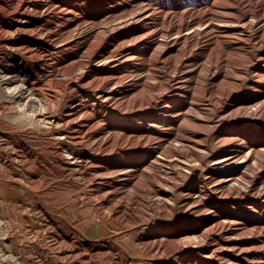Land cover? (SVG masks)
Listing matches in <instances>:
<instances>
[{
  "label": "rangeland",
  "instance_id": "1",
  "mask_svg": "<svg viewBox=\"0 0 264 264\" xmlns=\"http://www.w3.org/2000/svg\"><path fill=\"white\" fill-rule=\"evenodd\" d=\"M13 1L0 0V25L11 24L0 34V264H264V142L225 183L204 166L211 153L201 152L219 151L218 138L234 123L243 139L264 136V117L253 114L255 74L220 81L212 98L200 78L195 100L141 105L171 84L173 68L161 63L172 48L170 27L192 18L198 43L211 40L214 53L233 43L228 31L242 38L252 50L233 55L225 68L232 74L238 58L256 68L264 56V8L245 16L246 0H25L11 20L4 8ZM223 2L237 3L229 17L213 13ZM36 4L42 20L24 10ZM146 12L155 17L153 42L129 66L140 46L130 27ZM41 24L37 35L27 31ZM205 66L189 74L204 77ZM170 113L177 118L168 123ZM201 117L208 148L178 145ZM145 142L154 150L138 156L134 147ZM215 205L223 228L209 230L198 221Z\"/></svg>",
  "mask_w": 264,
  "mask_h": 264
},
{
  "label": "bare ground",
  "instance_id": "2",
  "mask_svg": "<svg viewBox=\"0 0 264 264\" xmlns=\"http://www.w3.org/2000/svg\"><path fill=\"white\" fill-rule=\"evenodd\" d=\"M25 0H15L12 3L10 2L8 5L5 6V13L6 16L8 17V19H11L15 16L16 13H18L19 11H21V9L23 8V4H24ZM236 1V0H235ZM245 1V0H242ZM248 3V5L251 7L248 11H245L244 15L247 16L248 14H251L253 12V10H260L262 8H264V3H262V0H246ZM51 2V1H50ZM27 4V3H26ZM35 4V3H34ZM57 4V3H56ZM59 4V3H58ZM236 2L235 3H231V2H223L220 3L218 8L219 10H217V12L214 10L213 13H217L221 14L222 16L225 17H229L231 16L236 9ZM30 5V4H29ZM215 6V5H213ZM149 8V6H148ZM29 7H26L24 10H26L27 12H31L35 15H41L38 18L41 17L42 20V12L39 11L38 8V4L34 5L31 10H29ZM23 10V9H22ZM62 10V9H61ZM145 10V9H144ZM202 11V10H201ZM138 12V11H137ZM187 12V11H186ZM255 13V12H254ZM68 14V12H67ZM138 14V13H137ZM135 14V16L137 15ZM195 15V14H194ZM139 16V15H138ZM208 17V16H207ZM249 17V16H248ZM264 17V16H263ZM233 18V17H232ZM44 19V18H43ZM49 19V18H48ZM137 19V18H136ZM155 17L153 16V14L149 13H143L139 16L138 21L136 23H134L130 29L132 31H137L139 32V34L132 39V41L134 40V42L139 41V47L137 48V50L135 51L134 57H132L130 59V64L129 66H133L137 63V59L135 57V55H137L139 52H141V50L145 49L146 46H149L153 41V35L151 33V29H152V25H153V21H154ZM192 19V18H191ZM190 19V20H191ZM202 19V17L197 16L196 20H198V22H200ZM7 20V19H6ZM16 20V19H15ZM190 20H186L183 23H180L178 26L176 27H170V31L176 29L175 35L172 37V41H171V47L172 48H168V46H166V48H164V54H168V55H164V57L161 59V63L163 64V66H171L173 68V73L174 75H172L168 81L170 84V86L166 89V91H162L159 94H157L158 96H153V94H150L152 96H148L147 98H145L144 101L141 102V105L143 106H149L151 105L156 99H160V101L162 102L163 106L166 105L167 103L176 101V100H181L183 98L189 97L190 99L195 100L194 98V94L192 92V89L196 88L199 85V80L200 78H202V87L204 88L203 92L201 91V93L204 95L207 94L208 97L212 98L216 95V91L214 90V86H216L217 84H219L220 81H224V80H228V82L230 83H234V84H240L242 82V78L246 76L247 71L249 72H253L255 74V76L257 77V79L255 80V85L256 88L254 90L255 93H257L255 96H253L252 100H254V105L255 111H254V116L255 115H260L264 117V56H259L257 58V64H256V68L253 66V64H251L250 62L248 64H246V66H244V64H242V59H237V61L235 62L234 65V72L232 74H227L225 68L229 65L233 55H236L237 57H239L237 54L238 52H241L242 50H252L250 45H244L245 42L242 38L238 37V35L233 34L232 32L228 31L227 34L229 36H231L232 38V42L233 43H229V45L227 47L222 48L220 51L217 52H212L211 50V40H208L205 44H199L197 41V37L200 34V30L197 31L194 28H191L190 26ZM243 20V19H242ZM254 20V19H253ZM131 21V20H129ZM135 21V20H134ZM206 21V20H205ZM264 21V20H263ZM128 22V21H127ZM133 22V21H132ZM131 22V23H132ZM160 22V21H159ZM213 22V21H212ZM209 23V22H208ZM207 23V24H208ZM215 23V22H214ZM50 24V23H48ZM170 24V23H168ZM217 24V23H215ZM220 24V23H219ZM218 24V25H219ZM11 25V24H10ZM9 24H6L5 26L3 24L0 25V34H8L9 30H10V26ZM129 25V24H126ZM206 25V24H205ZM204 25V30L207 27H210L209 25L206 27ZM223 25V24H222ZM235 25V23H234ZM251 25V24H250ZM123 26V24H122ZM125 26V24H124ZM156 26V25H155ZM160 26V25H159ZM46 24L43 25H37L27 31H29L30 33L36 34L40 31H44L46 30ZM200 27V26H199ZM226 27V26H224ZM231 27V26H230ZM157 28V27H156ZM196 28V27H195ZM238 28V26H237ZM243 28V27H242ZM123 29V28H122ZM200 29V28H199ZM203 29V28H202ZM156 30V29H154ZM223 31V30H222ZM261 31L258 30V33ZM53 32V31H52ZM155 32V31H153ZM203 32V31H202ZM85 33V32H84ZM251 33V32H250ZM11 34V33H10ZM161 34V33H160ZM168 34V33H167ZM170 34V33H169ZM207 34V33H206ZM247 34V33H246ZM253 34V33H252ZM251 34V35H252ZM264 34V33H263ZM253 36V35H252ZM109 37V36H108ZM121 37V36H120ZM257 37V36H256ZM261 38H263L262 36H260ZM165 38V37H164ZM228 38V37H227ZM117 39V38H116ZM159 39V38H158ZM85 40V39H84ZM155 40V39H154ZM161 40V39H160ZM168 40V39H167ZM114 41V40H113ZM84 42V41H83ZM111 42V41H110ZM168 42V41H167ZM255 42V41H254ZM259 43H261V41H258ZM158 43V41H157ZM247 43V42H246ZM77 44V43H75ZM74 44V45H75ZM131 44V43H130ZM252 44V43H251ZM129 45V44H128ZM181 45L183 46L182 49H184V54L183 56L176 62L172 61V52L174 51V49L178 46ZM255 45V43H254ZM78 46V45H77ZM126 46V45H125ZM165 46V45H164ZM76 47V45H75ZM118 47V45H117ZM123 47V46H122ZM170 47V46H169ZM129 48V47H128ZM136 48V47H135ZM163 48V47H162ZM253 48V47H252ZM64 49V48H63ZM73 49V47H72ZM156 49V48H155ZM112 50V49H111ZM159 50V49H158ZM216 50V49H215ZM117 51V50H116ZM247 51V52H248ZM251 52V51H250ZM253 53V52H252ZM146 54V53H145ZM177 54V53H176ZM107 55V54H106ZM122 56V55H121ZM212 56H214L215 58L213 60ZM127 57V56H126ZM125 57V58H126ZM141 57V56H140ZM177 57V56H176ZM102 59V58H101ZM100 59V60H101ZM116 59V58H115ZM249 59V58H248ZM253 59H255L253 57ZM108 60L106 59L105 62H107ZM111 61V59H110ZM103 63V61H102ZM254 63V62H253ZM115 65V64H114ZM128 65V64H127ZM203 65H207V67L205 66V71L206 74L204 77H201L198 73H196L195 71L193 72L192 75H190V70L192 68H199ZM231 65V64H230ZM122 66V65H121ZM141 66V65H140ZM120 68V67H119ZM212 68L214 69V72L212 71ZM90 69V68H89ZM127 69V68H126ZM112 70V69H111ZM125 70V69H124ZM103 71V70H102ZM193 71V70H192ZM136 72V71H135ZM155 72V71H154ZM213 72V73H212ZM96 73V72H95ZM122 73V72H121ZM133 73V72H132ZM117 74V73H116ZM203 74V73H202ZM94 75V74H93ZM141 75V74H140ZM120 76V75H119ZM126 76V74H125ZM134 76V75H133ZM96 77V76H95ZM94 77V78H95ZM104 76H102L103 78ZM106 77V76H105ZM108 77V76H107ZM115 77V76H113ZM117 77V76H116ZM121 77V76H120ZM127 77V76H126ZM137 77V76H136ZM140 77V76H139ZM250 77V76H249ZM10 78V77H9ZM93 78V79H94ZM128 78V77H127ZM126 78V79H127ZM133 78V77H132ZM152 78V76H151ZM119 79V78H118ZM121 79V78H120ZM119 79V81H120ZM123 79V76H122ZM125 79V78H124ZM137 79V78H136ZM131 79L129 84L127 85V87L129 89H134L135 86L137 85L138 80ZM159 79V78H158ZM117 80V79H116ZM115 80V81H116ZM123 81V80H122ZM127 81V80H126ZM125 81V82H126ZM164 81V80H163ZM232 81V82H231ZM89 82V81H88ZM98 82H100V80H98ZM107 82V81H106ZM118 82V81H116ZM115 82V84H116ZM128 82V81H127ZM153 82V81H152ZM155 82V81H154ZM167 82V81H166ZM244 82V81H243ZM94 83V81H93ZM92 83V84H93ZM103 83V82H102ZM114 83V82H113ZM225 83V82H224ZM91 84V85H92ZM165 84V83H164ZM228 85V83H226ZM3 85V84H2ZM90 85V84H89ZM226 85V86H227ZM5 86V85H4ZM125 87V86H124ZM137 87V86H136ZM217 87V86H216ZM101 88V86H100ZM226 88V87H225ZM230 88V85H229ZM233 88L227 90L226 91V96L229 92H232ZM116 90V89H115ZM119 90V89H118ZM137 90V89H135ZM197 91V90H196ZM200 91V90H199ZM220 91V90H219ZM223 91V90H222ZM237 91V89H236ZM104 92V91H103ZM129 93V92H128ZM135 93V92H134ZM224 93V92H223ZM105 94V93H104ZM156 94V93H155ZM224 94V96H225ZM113 95V94H112ZM125 96V94L123 95ZM229 96V95H228ZM257 96V97H256ZM120 97V96H119ZM201 97V96H199ZM220 97V96H219ZM202 98V97H201ZM217 98V97H216ZM204 99V98H203ZM220 99V98H219ZM117 100V99H116ZM139 100V99H138ZM106 102V101H104ZM114 102V101H113ZM157 102V101H156ZM111 103V102H110ZM109 103V104H110ZM135 103V102H134ZM220 103V102H219ZM108 104V105H109ZM133 104V103H132ZM161 104V103H160ZM212 104V103H211ZM114 105V104H113ZM139 105V104H137ZM174 105V104H173ZM74 106V105H73ZM107 106V105H106ZM198 106V105H197ZM205 106V105H204ZM209 106V105H208ZM250 106V105H249ZM248 106V107H249ZM167 107V106H166ZM165 107V108H166ZM251 107V106H250ZM143 108V107H142ZM212 108V107H211ZM210 108V109H211ZM251 109V108H250ZM142 110V109H140ZM163 110V108H162ZM177 110V109H176ZM139 111V110H138ZM203 113V112H202ZM170 118L169 120H174L177 118V115L170 113ZM181 115V114H180ZM189 115V114H188ZM199 116V115H198ZM209 117V116H208ZM167 118V117H166ZM191 118V117H190ZM194 118V117H193ZM182 120V119H181ZM184 120V119H183ZM210 120V119H209ZM233 120V119H232ZM72 121V120H71ZM159 122V121H158ZM189 122V121H188ZM187 122V125H188ZM191 122V121H190ZM212 122V121H211ZM170 123V121L168 122ZM135 124V123H134ZM167 124V123H166ZM175 124V123H174ZM186 124V123H185ZM235 127L233 125V127H230V130H226L224 131V133L222 135H220V138H218V145H220V149L219 151L215 152L214 150H209L208 151H201V152H209L211 153L210 156V161L209 163L205 164L204 166H206L207 168L211 169V170H215L217 171L218 175L220 176V183H225L231 179H233L240 171L242 172V168L244 167L245 163L249 160V158L251 157V154L253 153V151L255 150V154H256V149L258 148L257 146L259 145L260 147L263 145L262 143L264 142V136H262L261 134L256 135L254 134L253 137H255L253 140H250V137L247 139H243L240 137L239 133L236 132V130H238L239 125H236L238 123H234ZM192 125V124H191ZM212 125V124H211ZM217 125V124H216ZM165 126V125H164ZM182 126V124H181ZM158 127V126H157ZM216 127V126H215ZM229 127V126H228ZM166 128V127H165ZM184 128V127H183ZM160 129V128H159ZM234 129V130H233ZM236 129V130H235ZM75 130V129H74ZM138 130V129H137ZM214 130V129H213ZM234 131V132H233ZM92 133V132H91ZM102 133V131H101ZM212 133V132H211ZM221 133V132H219ZM211 135V134H210ZM209 135V128L208 125L205 124L204 120L201 118L199 119H195L194 121V125L190 128H187L184 133L182 135L177 136V143L178 145H182L183 147H188L190 148V150H196L200 152V150H205V148H208L207 143H208V138L210 137ZM110 136V135H109ZM131 136V135H130ZM136 136V135H135ZM173 136V135H172ZM102 137V136H101ZM106 137V136H104ZM155 137V136H154ZM160 137V136H159ZM107 138V137H106ZM105 138V139H106ZM124 138V137H123ZM130 138V137H129ZM103 139V138H102ZM104 139V140H105ZM109 139V137L107 138ZM132 139V138H131ZM162 139V138H161ZM107 141V140H106ZM118 141V140H117ZM103 142V141H102ZM101 142V143H102ZM105 142V141H104ZM103 142V143H104ZM115 142V141H114ZM215 142V141H214ZM117 143V142H116ZM115 143V144H116ZM176 143V144H177ZM216 143V142H215ZM94 144V143H93ZM112 144V143H111ZM122 144V143H121ZM138 144V143H137ZM174 144V143H173ZM101 146V144H99ZM98 145V146H99ZM103 145V144H102ZM189 145V146H187ZM99 146V147H100ZM156 146V145H155ZM94 147V146H93ZM108 147V146H107ZM110 147V146H109ZM115 147V146H114ZM113 147V148H114ZM162 147V146H161ZM170 147V146H169ZM181 147V146H180ZM95 148V147H94ZM102 148V147H101ZM117 148V147H116ZM173 148V147H172ZM179 148V147H178ZM99 149V148H98ZM136 153L139 155H142L143 157H147L150 154H152L153 150L152 149H148L147 148V142H145L144 144H138L134 147ZM170 149V148H169ZM101 150V149H100ZM104 150V149H103ZM109 150V149H108ZM259 150V149H258ZM263 150V149H262ZM99 151V150H97ZM96 151V152H97ZM114 151V150H113ZM121 151V150H120ZM127 151V150H126ZM161 151V150H160ZM261 151V150H260ZM165 152V151H164ZM200 152V153H201ZM156 154V153H155ZM161 154V153H160ZM190 154V153H189ZM193 154V153H192ZM199 154V153H198ZM163 155V154H162ZM172 155V154H171ZM187 155V154H186ZM263 155V154H262ZM129 156V155H128ZM158 156V155H156ZM174 156V153H173ZM194 156V155H193ZM70 159V163L74 164L76 162H78V158L74 157V156H68ZM186 157V156H185ZM254 157V156H253ZM258 157V155H257ZM260 157V156H259ZM264 157V156H263ZM138 158V157H137ZM178 158V157H177ZM189 158V157H188ZM202 158V157H201ZM159 159V158H158ZM173 159H175L173 157ZM132 160V159H131ZM136 161L138 159H135ZM177 160V159H176ZM175 160V161H176ZM263 160V159H262ZM261 160V161H262ZM140 161V160H139ZM171 161V160H170ZM173 161V160H172ZM194 161V160H193ZM198 161V160H197ZM200 161V160H199ZM81 162V161H80ZM201 162L203 163V160H201ZM186 163V162H185ZM194 163V162H192ZM190 163V164H192ZM253 161H252V165H253ZM187 164V163H186ZM185 164V165H186ZM195 164V163H194ZM184 165V163H183ZM201 165V164H200ZM195 166V165H194ZM198 166V165H197ZM203 166V165H202ZM253 167V166H252ZM186 168V167H185ZM189 168V167H188ZM203 168V167H202ZM181 169V168H179ZM193 169V168H192ZM191 169V170H192ZM185 170V169H183ZM189 170V169H188ZM122 171V170H121ZM138 171V170H137ZM146 171V170H145ZM187 171V170H186ZM198 171V170H197ZM128 172V171H127ZM133 172V171H132ZM202 172V171H201ZM174 173V172H173ZM188 173V172H187ZM191 173V172H190ZM244 173V171H243ZM138 174V173H137ZM133 175V174H132ZM176 175V174H175ZM193 175V174H192ZM182 176V175H181ZM198 176V175H197ZM218 176V177H219ZM174 177V176H173ZM172 177V178H173ZM210 179V178H209ZM125 180V179H124ZM216 180V179H215ZM237 180V179H236ZM183 181V180H182ZM93 182V181H92ZM103 182V181H102ZM120 182V181H119ZM215 182V181H214ZM217 183V182H215ZM219 183V180H218ZM96 184V183H95ZM232 185V184H231ZM250 188V187H249ZM187 190V189H186ZM215 192H221L220 189L218 188V190H215ZM222 193V192H221ZM264 194V192H263ZM223 196V195H222ZM224 197V196H223ZM223 199V198H222ZM264 199V198H263ZM196 200V199H193ZM186 201V200H185ZM190 205V204H189ZM195 206V205H193ZM190 207H192L190 205ZM211 207V206H210ZM202 209V208H201ZM200 209V210H201ZM219 207L216 205L211 207V209L209 208L203 215L202 217L199 218V224H204L208 227V229L213 230L215 228L218 227H222L223 228V224L219 219V216L217 214ZM262 210V209H261ZM197 211V210H196ZM195 211V212H196ZM203 211V210H202ZM198 213V212H196ZM195 214V213H194ZM198 215V214H197ZM225 221V220H224ZM229 222V221H228ZM228 224V223H227ZM227 226V225H226ZM225 226V227H226ZM230 226V225H229ZM231 228V227H230ZM229 228L227 227V230ZM207 229H205L206 231ZM223 231V230H222ZM209 232V231H208ZM243 235V234H242ZM226 237V236H225ZM232 237V236H231ZM235 240V239H234Z\"/></svg>",
  "mask_w": 264,
  "mask_h": 264
}]
</instances>
